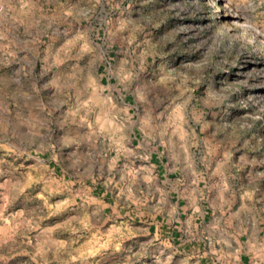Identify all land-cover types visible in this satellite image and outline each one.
Wrapping results in <instances>:
<instances>
[{"label":"rangeland","instance_id":"1","mask_svg":"<svg viewBox=\"0 0 264 264\" xmlns=\"http://www.w3.org/2000/svg\"><path fill=\"white\" fill-rule=\"evenodd\" d=\"M0 264H264V0H0Z\"/></svg>","mask_w":264,"mask_h":264},{"label":"bare ground","instance_id":"2","mask_svg":"<svg viewBox=\"0 0 264 264\" xmlns=\"http://www.w3.org/2000/svg\"><path fill=\"white\" fill-rule=\"evenodd\" d=\"M232 16H233V18H232L231 21L233 23H241V21H243L242 18L238 14H235V15H232Z\"/></svg>","mask_w":264,"mask_h":264},{"label":"crops","instance_id":"3","mask_svg":"<svg viewBox=\"0 0 264 264\" xmlns=\"http://www.w3.org/2000/svg\"><path fill=\"white\" fill-rule=\"evenodd\" d=\"M169 175V174H168ZM168 175H167V180H169V182H170V177H168ZM178 186H175L174 184H173V188H177ZM178 189V188H177ZM171 201H173V199L171 200ZM174 207H176L177 209H178V211H179V208H180V199H178L177 200V205H174ZM180 212V211H179Z\"/></svg>","mask_w":264,"mask_h":264}]
</instances>
